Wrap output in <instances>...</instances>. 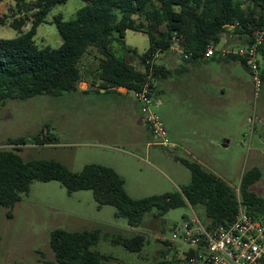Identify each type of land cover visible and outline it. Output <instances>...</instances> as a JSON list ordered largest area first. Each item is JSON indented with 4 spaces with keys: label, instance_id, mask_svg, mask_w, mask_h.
Listing matches in <instances>:
<instances>
[{
    "label": "rangeland",
    "instance_id": "374dc122",
    "mask_svg": "<svg viewBox=\"0 0 264 264\" xmlns=\"http://www.w3.org/2000/svg\"><path fill=\"white\" fill-rule=\"evenodd\" d=\"M16 1L5 3V13L0 16L4 20L0 24V38L16 35L15 29L9 26ZM84 4L82 0H66L53 5L45 21L36 28L37 46L59 47L61 37L52 22L53 16L61 14L63 19H70ZM164 28L160 24L155 30ZM227 31L232 33V27H227ZM124 39L127 48L137 54L149 46L143 31L127 30ZM236 44H241L240 39H235L229 47L236 48ZM216 47H228L224 46V35ZM95 55L96 51L91 49L81 65L94 67ZM234 64L231 71L235 75V89L230 85L228 69L222 70L213 61L198 60L188 75L171 71L170 77L158 80L162 92L154 96L153 110L164 124L168 142L175 146H147V141L154 139L143 125L134 130L120 127L124 116L117 109L114 95L65 92L58 97L42 95L0 101V147L11 149L4 143L24 139L26 144L17 153L25 162L54 160L73 173L88 164L112 168L123 179L124 190L133 200L173 193L186 186L190 172L177 159L200 164L235 191L240 176L257 167L261 177L251 190L264 197V81L256 92L249 72L239 62ZM205 66L218 73L225 85L226 93L219 100L222 109H210V105L205 107L200 102L198 77ZM184 79L186 87L182 85ZM209 89L214 94L219 92L216 85ZM47 134L55 136L56 141L46 145L35 143L38 137ZM126 141H133L136 146H128ZM7 212L8 209L0 206V264L53 262L49 246L53 230L95 229L100 231V238L91 250L110 256L107 264H183V255L189 247L172 240V230L192 216L203 224L207 221L202 206H184L170 210L161 218L154 217L156 212L152 210L143 216L138 227L131 228L125 219L115 217L114 207L98 208L90 191L68 194L56 181L32 182L28 193L20 195V201L11 209L10 218ZM135 233L146 239L140 252H129L112 243L113 238Z\"/></svg>",
    "mask_w": 264,
    "mask_h": 264
},
{
    "label": "trees",
    "instance_id": "16d2710c",
    "mask_svg": "<svg viewBox=\"0 0 264 264\" xmlns=\"http://www.w3.org/2000/svg\"><path fill=\"white\" fill-rule=\"evenodd\" d=\"M65 1H16L12 9L14 18L9 26L17 34L13 38H0L2 103L8 99L76 93L79 83L90 79L100 81L105 93L117 88L136 91L146 77L131 61L137 58L142 63L157 50L160 54L166 53L175 37L189 62L203 60L207 47L217 46L229 25H232V35L242 44L250 42L257 28L264 29V0H82L85 4L76 10L74 17L65 20L57 14L52 18L61 37L60 46L39 48L34 41L37 26L45 21L53 5ZM27 23L29 27L23 30ZM0 24H4L3 19ZM160 24L165 28L155 30ZM126 30L145 32L149 39L147 50L137 54L127 48L123 41ZM91 49L97 53L94 56L96 65L82 66L81 60ZM262 52L263 46L259 54ZM232 59L249 72L244 60ZM168 76L169 70L154 65L153 79ZM261 81H264V70H261ZM55 141V136L47 134L38 137L35 143L46 145ZM4 144L11 149L0 147V206L8 209L9 218L11 209L20 201V195L28 193L32 182L56 181L68 194L90 191L98 208L114 207L115 217L125 219L131 228L138 227L143 216L152 210L156 212L154 217L161 218L170 210L184 206H202L207 228L225 225L234 220L238 200L254 220L264 225V197L251 190L261 177L257 167L240 176L238 191H235L200 164L176 158L190 172V182L186 186L173 193L133 200L124 190L123 179L112 168L88 164L80 172L73 173L54 160L23 161L17 152L26 144L24 139ZM99 238L98 229L82 232L53 230L49 246L54 261L43 264H107L110 256L91 250ZM112 243L129 252H140L146 239L135 233L113 238ZM165 244L170 245L169 242ZM183 256L182 262L187 264L188 253Z\"/></svg>",
    "mask_w": 264,
    "mask_h": 264
},
{
    "label": "built area",
    "instance_id": "2783aa9c",
    "mask_svg": "<svg viewBox=\"0 0 264 264\" xmlns=\"http://www.w3.org/2000/svg\"><path fill=\"white\" fill-rule=\"evenodd\" d=\"M174 41L170 49L186 59L187 56L178 46V37ZM263 44L264 29L257 28L250 42L241 43L236 48L208 46L203 58L218 56L244 60L257 92L262 84L259 49ZM159 57L160 52L157 50L145 58L140 69L145 74V81L139 90L131 92L138 103L142 121L150 137L154 139L150 145L172 147L161 118L153 110V71ZM171 237L189 247L187 264H264V225L254 220L239 200L237 214L232 222L207 228L196 216H192L174 227Z\"/></svg>",
    "mask_w": 264,
    "mask_h": 264
},
{
    "label": "crops",
    "instance_id": "0c3cea01",
    "mask_svg": "<svg viewBox=\"0 0 264 264\" xmlns=\"http://www.w3.org/2000/svg\"><path fill=\"white\" fill-rule=\"evenodd\" d=\"M9 0H2L0 1V16H2V14L5 13V3H7ZM29 26L25 25L23 27V30H26ZM127 30L125 31V35L123 37V41L124 44L126 46L125 43V36H126ZM17 34V32H16ZM16 36V35H15ZM235 39H237L235 37V35H232V33H230L229 31H227L224 34V46H231V43H235ZM241 41V40H240ZM242 43V42H241ZM236 46H239V44H236ZM127 47V46H126ZM232 48V47H230ZM180 57V58H179ZM264 44H263V52L262 55L260 54V60H261V68L262 71L264 70ZM201 61H213V62H217V64L221 65L222 70L228 69L227 75H229L230 78V85L232 88L235 89V75L232 74L231 68L234 67V60L232 58H220L218 56H214L210 59H203ZM180 62L182 63V65L180 64ZM196 62L197 61H187L183 58V56L179 53H177L176 51L169 49L166 53L160 54L159 59L157 60V62L155 64L157 65H162L165 69L174 72H178L180 75L182 74V76H186L185 74H189V70H192L193 67H196ZM132 65L135 67L136 70H140L141 69V63L139 62V60L137 58H134L131 61ZM166 64L169 66L167 67ZM184 73V74H183ZM170 77V76H168ZM167 77V78H168ZM166 79V78H165ZM221 76L218 73H214L211 68H209L208 66H205L201 72L200 75L198 77V81H199V92H200V102L203 106L206 107V105H210L211 108L210 109H216L219 110L218 108H220L221 104L219 102L220 100V95L225 94V85L223 83H221ZM158 80L160 79H153V87H154V96L157 95L158 93L162 92V90L160 88H158L159 86V82ZM163 80V79H161ZM91 81H93V85L91 86L90 83ZM186 79H184L182 81V85H185L186 87ZM173 83H178V81L173 82ZM223 84V85H222ZM211 85H216L219 86V92L218 94H214L211 93L210 91V87ZM177 87H181L180 84ZM78 93H83V94H94V93H99V94H103V95H114L117 98V109L121 110L123 113L122 115L124 116L122 118L123 122L121 124L120 127L122 128H128L130 127L132 130L135 129V127H137L138 125H144L143 121H142V117L139 111V107L137 105V102L135 101L134 97H133V93L129 90H126L125 88H117L115 90H111V91H107V93H105V89H103L101 87V83L98 80H92L90 79L88 82H81L78 85ZM153 96V97H154ZM222 109V108H220ZM130 129V130H131ZM148 135L150 136L147 128L145 127ZM127 130V129H124ZM151 138V137H150ZM126 144H128V146H136L135 142L133 141H126ZM227 141H225L224 146H227ZM147 146L150 145V142L147 141L146 143ZM173 146H175L174 144H172Z\"/></svg>",
    "mask_w": 264,
    "mask_h": 264
}]
</instances>
